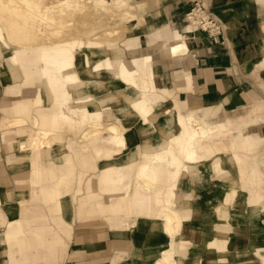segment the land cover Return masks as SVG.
Listing matches in <instances>:
<instances>
[{"label": "crops", "instance_id": "obj_1", "mask_svg": "<svg viewBox=\"0 0 264 264\" xmlns=\"http://www.w3.org/2000/svg\"><path fill=\"white\" fill-rule=\"evenodd\" d=\"M139 1L144 2L145 13L153 15L145 23L149 44L154 40L164 44L175 32L190 34V51L181 56H172L168 46L156 42L144 43L133 54L153 55L158 84L168 91L167 99L158 105L157 119L173 125L174 119L162 110L174 112L176 103L183 114L218 126L214 144L224 143L220 137L228 128L244 125V133L232 145L247 148L257 139L259 146L246 152L216 153L214 161H220L228 174L225 178L214 170L212 180L205 178L204 164L197 169L198 177L187 173L182 178L177 202L183 211L182 225L172 238L165 220L157 218L155 210L150 214L151 196H156L158 188L171 189V165L157 170L155 184L138 178L142 149L157 147L158 137L166 136V131L145 132L140 117L133 113L120 119L126 128V148L116 155L95 152L97 146L114 148L105 142L107 134L82 146L66 138L33 148L36 131L31 121L19 127L8 124L13 119V102L34 98L35 90L23 88L20 97L13 96L7 76L5 81L0 78V264H156L172 242L187 241L191 250L200 251L199 264H204L203 258L205 264H264V0H200L224 22L225 42L205 33L193 34L191 26L184 24L194 0ZM168 19L177 31L159 28ZM126 106L123 102L119 107ZM211 115L214 121L217 115L218 119L229 116L208 123ZM232 134L235 138L238 131ZM87 151L91 153L85 155ZM237 154L247 158L249 166H244L245 158L238 155L245 178L235 160ZM132 160L138 161L135 171ZM108 170L114 175L106 180ZM134 176L137 183L131 186ZM136 184L131 195L129 188L134 190ZM101 191L117 196L111 202ZM36 200L41 205H34ZM128 201L136 213L131 216L120 214ZM208 229L214 233L211 246L204 243ZM62 232H68L65 239ZM178 257L181 262L183 257Z\"/></svg>", "mask_w": 264, "mask_h": 264}, {"label": "bare ground", "instance_id": "obj_2", "mask_svg": "<svg viewBox=\"0 0 264 264\" xmlns=\"http://www.w3.org/2000/svg\"><path fill=\"white\" fill-rule=\"evenodd\" d=\"M1 1L8 7L10 13L15 15L14 18L10 20L11 26H19L18 20L21 18L34 22H51L50 20L52 18L41 11L38 0ZM69 1L70 0H59L61 4L70 5L75 3V6L79 4L77 1ZM84 1V7L79 5L75 10L76 13H79L82 8L84 9L86 6L90 5L94 8L95 13L101 17V7H103L104 0ZM54 3L55 1L50 5ZM76 15L74 19H69L70 16L68 15L60 21L63 24L72 23L73 26H59L61 32L58 33L61 35H72V38L60 40L49 45H38L36 47L26 46V48L12 42L18 38L22 39L23 37L21 35H26L27 31L24 28L17 31L20 32L21 35L11 33V37H9L0 26V74L7 76V79L20 76L19 79L23 80L20 81L19 84H12L13 86L8 90L10 94L20 97L23 88L32 89L35 87L43 92V99L49 100L52 89H59L63 90V92H67V95L60 96L62 108L58 113L51 114L47 111L36 110L40 117L39 123L36 125L49 127L52 120L55 122H60V120L69 122L72 120L73 115L81 121H84L94 114L103 115L101 103L106 102L107 104L115 101L114 96L109 93L106 96H102V92L106 91V83H110L116 88L121 87V93L126 100L137 102L142 114H144L143 117L149 120L147 125L144 124L145 132H150L152 128L156 129V127L165 130L168 134L172 135L175 142H180L182 144L180 150L183 156L186 157L187 162L193 158L204 156L200 147L201 140H199V138L202 136L200 134L202 132L205 133L208 127L200 118L193 115L187 117L186 121L180 119L177 127H174L172 124H166L162 119H157L160 115L158 113L160 106H158V103H153L149 99L150 95L143 94L140 91L130 92L126 87H122L125 86V84L137 83V81L139 84L148 87L151 83L150 78L154 80L152 83L153 85L160 87L158 84L157 71L153 65V55H133L138 52L141 45L144 43L149 44L148 28H141L118 42H105L104 39L110 37L114 32V29L108 27L107 20H103V22L101 21V23L97 25L94 24L82 35L78 27L81 20L78 19ZM150 15L153 17L152 13ZM16 17L18 19H15ZM88 17V21L90 22L93 16L91 15ZM188 39L187 35L174 33V35H168L163 45L164 47H169V52L172 56H181L190 51ZM142 73H147L149 78H140ZM136 75L140 76L135 79ZM190 81L189 77L188 84H190ZM40 99L41 97H38V100ZM18 100H15L12 104L14 117L8 124L17 127L25 126L31 120L26 116L30 112L33 98H22V101L16 105ZM162 111V113L166 115L168 109L164 108ZM104 115L108 116L109 113L104 111ZM73 127H75V125ZM110 129L115 130V126L112 125ZM177 130L182 131L183 134L186 133L185 139L184 137L180 138V133H178ZM37 135L38 134L35 133L32 136V147H37L39 144L50 146L51 141L45 142V139ZM207 136L212 135H204L203 138ZM109 139L118 141L117 137H110ZM159 146L160 149L167 152L168 149H170L167 145L165 136L159 139ZM21 149L27 150L24 145L21 146ZM165 154V152H155L153 156H150L144 152L140 167V176H146L152 179L153 176L149 174L148 171L153 170L152 166L155 160L160 158L166 160ZM173 160H176L174 156ZM179 160L180 158L177 159L178 165H183L179 163ZM208 162H210L209 165L207 164ZM204 164L206 165L204 169L205 178H207L208 175L209 179L212 180L213 175L210 172L218 167V162H215L214 159H207V162ZM200 165L199 162L193 165H184L185 171L169 191L170 194H175L174 198H176L177 201L181 200L178 188L179 186L182 187L184 184L182 178L186 176L187 173H192L195 177H198L197 169ZM206 172H208V174H206ZM116 174L119 175V173ZM113 175L114 173L108 170L106 172V180L112 178ZM200 181L207 182L208 180L200 179ZM167 206V208L162 209L161 214H165L166 229L175 232L180 222L177 214H183V211L181 213L180 210H178L177 203L172 204L168 202ZM153 210V203L151 202L150 214H154ZM205 235L207 237L205 242L211 241L210 239L214 236V233L211 229H208L205 231ZM175 247L176 244L172 242L171 247L168 250H164L162 253L165 257H168L158 258L156 264H165V262H167L166 264H171V257L174 256V252L175 254L178 253V249ZM184 264H195V260L193 258H187Z\"/></svg>", "mask_w": 264, "mask_h": 264}, {"label": "rangeland", "instance_id": "obj_3", "mask_svg": "<svg viewBox=\"0 0 264 264\" xmlns=\"http://www.w3.org/2000/svg\"><path fill=\"white\" fill-rule=\"evenodd\" d=\"M38 1L40 4L41 11H43V13L49 15L52 18L50 20L51 22H49V21L48 22H42V21L34 22L32 20H23L21 18L18 20L19 26H11L10 20H12L15 15H12L10 13L8 7L5 6L4 3H2V1L0 0V26L4 29L3 31L5 32V34L7 36L11 37V33L21 35V33L17 32V31H20V29H22V28H24L27 31L26 35L25 34L21 35L23 37L22 39L18 38L16 40H13L12 41L13 43H15L19 46H23V47H26V46L27 47H29V46L30 47H36L38 45H49V44H53L54 42H57L60 40H66V39L72 38L73 37L72 35H67V34L61 35L60 33H58V32H61V29H59V26H64V27L69 26V25L73 26L72 23L63 24L60 22L61 19L67 17L68 15L70 16L69 19H74L75 15L78 14V15H76V17L81 20V23L78 25V27L81 30L82 35H84L86 33V31L91 26H93L94 24L97 25V24L101 23V21L103 22V20L104 21L107 20L108 27L111 29H114V32L110 37H107L106 39H104L105 42H107V41H111V42L117 41L118 42V41L128 37L133 32H135L141 28H147V24H145L146 21L148 19L153 18L150 15L151 13L150 14L145 13L144 2L139 1V0H104L103 7H101L102 8L101 17L98 16L97 13H95L94 8H92L90 5L86 6V8H84V9L82 8V10L79 13H76L75 10L79 5L81 7H84V4H85L84 0H70V1H74V2L75 1L79 2V4H77V6H75V3L70 4V5L69 4H61L59 2V0H38ZM53 1H55V3L53 5H50ZM197 1H200V0H194L193 1L194 4ZM200 2H202L208 8V10L217 19H219L224 25V22L216 14H214L212 12L209 5L205 1H200ZM194 4H193V6H194ZM190 10H189V12H190ZM186 14H185L184 20H183L184 24L186 26L188 24L191 26L190 31L193 34L198 33V32H196L194 27L186 20ZM91 15L94 18L92 17V19L89 22L88 16H91ZM15 19H18V18L16 17ZM60 24H63V25H60ZM165 26L168 27L170 30H176L174 27V24H172L170 20L168 22L164 23L163 25H161L160 29H163ZM224 28H225V25H224ZM225 32H226V28H225ZM225 32H224V34H225ZM175 33H178V32H175ZM179 35H181V34H179ZM188 35L190 36V34H188ZM188 35H187V38H188ZM224 40L225 39L223 38L222 42H225ZM155 42L159 46L160 45L164 46L163 43L160 41L154 40L152 43L155 44ZM152 43H150V44H152ZM139 76L140 75H136L135 79ZM4 77L5 76L0 74V78L3 81H5ZM19 78H20V76H17V77L14 76V77H11L9 79L6 78V81L15 85V83L19 84L20 81H23L22 79H19ZM140 78L148 79L149 76L147 73H142ZM150 80H151V83L148 85V87H146V85L139 84L138 81H137V83H133V84H129V85L125 84V86H122V87H126L127 89H129L130 92L140 91L143 94L150 95L149 99L153 103L155 102V103L160 104L161 101H164L167 99L164 93H168V91L163 87H156L155 85H153L152 84L154 81L153 78H150ZM32 89L35 90V93H34L35 96L33 98V101L31 102L30 112L27 114L26 117L28 119H31L30 121L32 122L33 127L35 128L36 133L40 137L45 139V142L51 141V143L54 144V143H56L55 141H62V140H65L67 138V140L69 142L73 141L76 144H79L80 146H82L84 144H86V145L88 143L90 144V142H96L98 139L102 138L104 135L107 134L108 136H107V138H105V140H106L105 142L107 144H110L114 148L105 147L104 149H100L97 146L94 149L98 155L102 154V155L108 157L111 155L118 154L120 148H124V149L126 148V140H125L126 128L122 125L121 120H120L121 118L128 119V118L132 117L134 114H136L141 119V124L144 126L143 130H145L144 124L147 125L149 123V120L146 119L145 117H143L144 114H142L137 102H131V101L125 99V97L121 93V87L116 88L112 84L106 83V91L102 92V96H106L109 93V94L114 96L115 101L107 103V104H106V102L101 103V105H102L101 111H103V115H101V114L95 115L94 114V115L90 116L91 118L89 117V118L85 119L84 121H81L79 118H77V117H75V115H73L72 120L69 122H63L61 120H60V122H55L52 120L51 125L49 127L37 126L36 124L39 123L40 117L38 116L36 110L47 111L48 113H51V114L58 113L60 111V109L62 108L60 96L61 95H67V92H63V90H59V89H52L51 90L52 92H50V99L48 100V99L42 98L43 92L41 90H39L38 88H35V87ZM39 93H41V94H39ZM38 97H41V99L38 100ZM21 101H22V99L18 100L16 105L18 103H20ZM123 102H125L126 105H128V106L122 107V108L119 107L120 104H122ZM175 102H177V101L175 100ZM179 106L181 107L180 104H179ZM116 107H119V109H116ZM64 108H65V106H64ZM174 108H175L174 112L172 110H170L169 108H167L168 112L166 114V115L170 116L171 120L174 119V123H173L174 127H177L180 119L186 121L187 117H191L194 115V114H187V113L183 114L179 110L176 103L174 105ZM217 108L218 109H216V108L215 109L217 110V114L219 115V107H217ZM181 109H182V107H181ZM220 110H222V108ZM104 111L108 112L109 115L105 116ZM11 114L13 115L12 116V118H13L14 117L13 106L11 107ZM218 115H217L216 121H219V120L223 121V120H225L224 118L229 116V115H223V116H221L222 117L221 119H218ZM26 117H24V118L27 119ZM76 121H78V122H76ZM216 121H214L213 115H211L207 118L208 123H218ZM74 125H75V127H73ZM112 125L115 126V130L110 129V127ZM9 126L12 127V125H9ZM207 127H208V129L206 128L207 129L206 132L205 133L202 132L200 134L202 136L199 138V140H201L200 147L204 153V156L199 157V158H193L192 160L187 162L186 157L183 156V153L180 150V148L182 147V144L180 142H178V143L175 142L173 140L172 135H170L166 132L165 138L167 141V145L170 148V149H168V152L163 150V149H160L159 145L157 147H150V148L142 149L147 155H150V156H153L155 152H165L166 153L165 154L166 160H163L162 158H160V159L154 161L155 163L152 166L153 170L148 171L149 174H151L153 176L152 179H150L146 176H140V168L138 171V178L141 180H146V182L150 185L155 184V183H157V180H158L157 170H159V168L163 167L166 163H168V165H171L169 167H172V173L170 175L172 185L168 186V188H169V187H172L175 184V182L181 177V174L185 171V167H184L185 164L193 165V164H196L198 162H199V165L204 164L207 162V159H214L215 154L218 152H226L227 153L228 151H232V150H234V151L235 150H242V151L246 152V151H250L253 148L259 146V144H260L259 140L253 138L256 141L254 146H249L246 148V147H243L241 145H238L237 147H234L232 145L233 142H235V139L237 137H240L244 133L243 132L244 125H242V127L232 126V128L231 127L228 128L226 131H224L222 133V136L220 137V140L221 139L224 140L225 144L223 142H216L214 144L215 138H213V137L216 135V130L218 129V126L215 127L214 125H210V127H209L207 125ZM156 129H161V128L156 127ZM235 130L238 131V134L235 138H233L232 133ZM64 131H67V132H65L66 135H63ZM163 131H165V130H163ZM177 132L180 133L179 134L180 138L184 137V139H185L186 133L183 134L182 131H180V130H177ZM204 135H212V136H207L206 138H203ZM110 137H117L118 141L111 140V139H109ZM171 138H172V140H171ZM159 139L160 138L158 137V141H159ZM44 145H46V144H44ZM41 146H43V145L39 144L37 147H33V148H39ZM89 153H91V152L87 151L84 154L89 155ZM238 155H240V154H237L234 157H235L236 162L240 165L242 177L245 178L246 170L244 169V167L242 165V160ZM173 156L176 158V160H173ZM240 156L245 158V162H247L244 164V166L245 165L249 166L246 156L245 155H240ZM178 158H180L179 163H182L183 165H178V163H177ZM217 162H218V167H216L214 169V171L217 172L218 174H220L221 178H225L228 174L226 171L223 170V168L220 164V161L217 160ZM130 163H133V165H134L133 170L135 171L137 169V166H138V161L132 160ZM204 166L206 167L205 164L203 165V167ZM140 167H141V165H140ZM205 167H204V169H205ZM88 171H90V170H88ZM96 173H98V171L93 172V175H95ZM133 183H137L135 176H134V180L132 179V181H130L131 186ZM131 186L129 188V192L132 195L134 193V191L136 190L137 184L135 185L134 190ZM170 190L171 189H166L165 190L166 192H164V190L162 188H158L156 191V196L155 197L153 195L151 196L152 197V203L154 205V210L156 211L155 216L157 218H162L163 220H165V214H161L162 209H165L168 207L167 206L168 202H170L172 204L178 202L177 199L174 198L175 194L174 193L170 194V192H169ZM101 192L104 194V196L107 195L106 197H108V200H110L111 202L117 196L116 195L117 193L109 194L106 191H101ZM152 192H153L152 194H154V190ZM33 203H34V205H37V204L41 205V201H39V200H36ZM33 206H32V208H33ZM123 210L124 211H121L120 214H127V216H131L132 214L135 213L133 211V204L130 203L129 201L127 202V204L125 205V208ZM88 214H93V213L88 212ZM177 215L180 219V222L178 224L176 231L172 232L171 230L167 229V232L169 233V235L171 237H173V235L177 233V231L180 229V227L182 225V216L180 214H177ZM165 222H166V220H165ZM121 226H123V225H121ZM128 226H129V223H128ZM62 234H63V238H64L68 234V232H66V233L62 232ZM156 234H158L157 229H156ZM206 239H207V237L204 233V243L207 245H210V246L213 245L212 240L210 242L206 243L207 242V241L205 242ZM175 248L178 249V253L175 254V252H174V256L171 257V264H178V263L184 264L185 261L187 260V258L188 259L193 258L195 260V264H199V262H197V261H198V256L200 255V251L191 250L190 249V243L188 241L177 244ZM63 249L64 248L62 247V250ZM2 254H4V253H2ZM178 256L183 257L184 261L182 259V261L180 262L178 259L179 258ZM160 257L164 258L165 256L162 254ZM167 257L168 256H166L165 258H167ZM201 262H203L205 264L204 258L201 260ZM166 263L167 262H165V264ZM224 264H228V263L225 262Z\"/></svg>", "mask_w": 264, "mask_h": 264}, {"label": "built area", "instance_id": "obj_4", "mask_svg": "<svg viewBox=\"0 0 264 264\" xmlns=\"http://www.w3.org/2000/svg\"><path fill=\"white\" fill-rule=\"evenodd\" d=\"M186 20L196 32L206 33L216 42L223 41L225 32L223 23L202 2H195L190 12L186 14Z\"/></svg>", "mask_w": 264, "mask_h": 264}]
</instances>
